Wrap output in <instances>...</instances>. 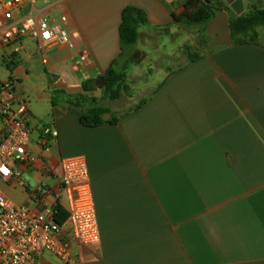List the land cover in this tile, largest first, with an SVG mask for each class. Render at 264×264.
<instances>
[{"label":"crops","instance_id":"0c3cea01","mask_svg":"<svg viewBox=\"0 0 264 264\" xmlns=\"http://www.w3.org/2000/svg\"><path fill=\"white\" fill-rule=\"evenodd\" d=\"M201 2L227 11L229 20L238 16L225 0H42L24 5L23 14L65 16L72 46L44 53L29 38L0 45V81L11 80L21 102L36 79L41 91L60 90L53 75L81 89L73 94H85L82 86L92 81L87 94L100 98L97 81L121 53L123 10L144 11L151 25L140 27L137 45L120 63L131 95L99 102L110 111L103 125L80 123L72 105L78 98L56 101L48 118L27 105L36 162L16 168L35 176L37 186L47 182L48 202L66 207L63 158L83 156L88 164L100 243L80 244L66 225L75 264H264V27L258 44L219 46L213 39L215 47L190 61L187 20ZM262 5L245 0L244 13ZM156 28L181 44L170 54L157 52L144 68L145 46L160 43ZM167 57L172 65H163ZM113 117L116 124L109 123ZM51 124L59 136L43 151L38 128ZM33 189L13 186L5 194L40 213ZM40 264L62 263L45 255Z\"/></svg>","mask_w":264,"mask_h":264},{"label":"built area","instance_id":"2783aa9c","mask_svg":"<svg viewBox=\"0 0 264 264\" xmlns=\"http://www.w3.org/2000/svg\"><path fill=\"white\" fill-rule=\"evenodd\" d=\"M38 1L42 0H0L1 46L19 44L24 38L37 42L44 53L53 46H72L65 16L51 19L23 14L24 5ZM33 123L27 104L15 96L12 81H0V264H40L45 255L62 264H75L64 227L54 218L58 203L47 200L51 190L40 185L30 191V199L44 207L34 214L16 205L1 189L2 184L29 187L16 166L36 162L31 141ZM58 136L53 124L40 125L37 146L48 151ZM46 171H52L51 167L47 166ZM61 172L68 229L80 244L96 246L100 231L87 161L83 156L63 158Z\"/></svg>","mask_w":264,"mask_h":264},{"label":"trees","instance_id":"16d2710c","mask_svg":"<svg viewBox=\"0 0 264 264\" xmlns=\"http://www.w3.org/2000/svg\"><path fill=\"white\" fill-rule=\"evenodd\" d=\"M220 11V8L214 9L209 3L201 2L197 11L192 16L188 17V26H200L202 30L207 33V24ZM147 21L146 13L140 9L128 6L123 10L120 25L121 53L103 76L106 83L104 95L100 98L89 96L87 93L91 91L93 82H86V84L82 86V91L85 94H77L78 103L72 104L76 108H79L80 123L84 127H99L106 122L104 116L109 114L110 111L108 108L100 105L99 102L101 100L114 102L119 100L124 94L131 95L128 72L125 68H120V63L121 60L125 58L127 51L137 45L139 40V29L143 25H146ZM230 27L233 43L258 44L259 30L264 27V5L243 13L240 16L231 17ZM184 51L189 55L190 61H195L200 57L198 53H192L190 47L185 48ZM58 91L65 92V90ZM145 102L146 100L141 104ZM52 104L55 105V101H52ZM117 122V117H113L109 120L110 124H116ZM54 218L60 226L65 227L67 225L68 213L60 204L55 207Z\"/></svg>","mask_w":264,"mask_h":264},{"label":"rangeland","instance_id":"374dc122","mask_svg":"<svg viewBox=\"0 0 264 264\" xmlns=\"http://www.w3.org/2000/svg\"><path fill=\"white\" fill-rule=\"evenodd\" d=\"M213 1V0H212ZM151 25H143L142 28L150 29ZM163 28H156V31L159 34L160 43L157 47L153 46L152 44H147L145 46V50L147 52V58L143 59L141 62L142 67H149V64L153 63L156 59L157 52H166L170 54L172 51H176L178 46L181 44V39L173 40L164 30H160ZM189 33V41L188 46L192 53L202 54L210 50V48L215 47L216 43L211 38L210 35L205 33L200 26H188L187 27ZM163 65H172L170 58H163L162 59ZM172 67V66H170ZM36 86H41V81L36 79L34 83H31L27 88L25 86L24 89V101L25 103L31 108L32 112L37 115V117L48 118L50 117L51 108H52V101H58V103L63 102L62 100L65 99L67 101H71L75 103L76 98L78 97L77 94H68L66 92H60L58 90L51 92L49 89H44L41 91L37 89ZM55 86V84L53 85ZM132 92V91H131ZM50 95L52 100H49L45 97V95ZM110 102V101H108ZM23 180H25L28 184H30L31 188H35L37 186V179L35 176L29 173H21ZM47 184L44 181V186ZM12 188L11 184H2L1 189L3 191H9Z\"/></svg>","mask_w":264,"mask_h":264},{"label":"water","instance_id":"95a60500","mask_svg":"<svg viewBox=\"0 0 264 264\" xmlns=\"http://www.w3.org/2000/svg\"><path fill=\"white\" fill-rule=\"evenodd\" d=\"M226 3L230 6L232 11L237 14L238 16L244 13L245 9V0H225ZM247 2H252L254 0H246ZM207 34L212 36L215 42L219 46H228L233 43L232 34H231V27H230V20L227 11H220L217 15L209 21L207 24ZM51 81L56 83L57 88L60 90H65L68 94H73L76 92H80L81 89H70L67 88V85L64 84L58 75H53L51 77ZM105 79L104 77L100 78L97 81V86L100 89L101 95L105 93ZM96 97L100 96L98 94L95 95Z\"/></svg>","mask_w":264,"mask_h":264}]
</instances>
